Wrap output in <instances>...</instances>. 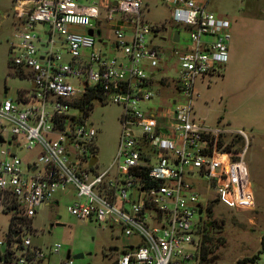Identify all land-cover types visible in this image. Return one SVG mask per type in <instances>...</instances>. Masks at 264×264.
I'll use <instances>...</instances> for the list:
<instances>
[{
    "label": "built area",
    "instance_id": "built-area-1",
    "mask_svg": "<svg viewBox=\"0 0 264 264\" xmlns=\"http://www.w3.org/2000/svg\"><path fill=\"white\" fill-rule=\"evenodd\" d=\"M14 1L10 64L29 87L0 100V264H74L31 222L58 202L57 192L72 190L71 214L132 236L112 264H200L211 203L252 204L246 142L218 145L232 130L202 122L194 106L197 81L209 83L227 60L229 19L205 0H162L168 27L147 22L141 0ZM169 69L170 79L162 74ZM162 79L171 83L167 103L144 106L160 97ZM91 88L92 104L122 107L108 164L99 162L97 128L80 109ZM34 148L29 158L18 155ZM261 245L242 264H264V234Z\"/></svg>",
    "mask_w": 264,
    "mask_h": 264
},
{
    "label": "rangeland",
    "instance_id": "rangeland-1",
    "mask_svg": "<svg viewBox=\"0 0 264 264\" xmlns=\"http://www.w3.org/2000/svg\"><path fill=\"white\" fill-rule=\"evenodd\" d=\"M78 1L91 2V0ZM205 1L206 7L218 15L231 12L240 4L239 14L246 19L242 24L250 27L255 25V21L248 20L250 11L246 5L249 0ZM14 2V0H0V100L5 96L14 98L19 89L29 87V82L14 74L11 64L9 66V47L11 43L17 42L14 35ZM141 2L143 18L147 22L169 26L170 7L168 5L162 0H141ZM167 32L163 31L161 34L167 35ZM108 35L109 37L104 39H111V33ZM180 36L182 39L185 38L183 30L180 31ZM96 46L101 47L99 42ZM162 74L168 79L175 77L172 69L162 71ZM170 84L168 80L162 79L159 88L160 97L154 95L143 105H157L158 102L165 105L166 98L171 93ZM207 84L210 86L209 91L203 93L200 91L198 93L200 100L198 99L196 104L194 101L196 115L208 125L220 126L224 123L226 116H231V110L227 109L222 101L214 80ZM257 99L260 104L251 113L252 123L240 125L244 134L232 131L219 136L223 140L222 143L229 140L230 143L232 141L235 144L246 142L243 158L249 173L252 204L247 208L232 209L223 203L217 205L211 203L200 227L201 232L203 230L209 237L205 244L210 251L205 259H200V264H233L238 259L255 255L262 246L264 234V98ZM121 111V105L110 100L102 103L95 101L87 115V120L97 128L95 143L101 164H108L114 155L120 131ZM34 151L35 148L33 150L22 149L18 155L25 159L32 156ZM54 198H58L57 203L50 202V205L42 207L31 220L32 225L43 232L41 240L51 243L60 242L61 255H64L67 249L70 250L71 255L77 252L83 253L82 257L73 258L74 264H112V258L117 253L108 251V248L113 245L119 248L131 240L132 236L124 235L117 225L110 229L107 225L97 224L71 214L67 210V205L74 198L73 190L67 196L57 192ZM56 222L62 224H56ZM0 224L6 225L5 216H0ZM259 255L264 256V252L259 251ZM57 258V256L54 257L55 260Z\"/></svg>",
    "mask_w": 264,
    "mask_h": 264
},
{
    "label": "crops",
    "instance_id": "crops-1",
    "mask_svg": "<svg viewBox=\"0 0 264 264\" xmlns=\"http://www.w3.org/2000/svg\"><path fill=\"white\" fill-rule=\"evenodd\" d=\"M247 4L248 20L255 21L252 27L242 24L246 19L239 14L240 4L222 14L229 19L228 57L213 78L222 101L231 110L222 126L243 134L242 126L252 123L251 113L260 104L257 98H264V0H249ZM196 89L203 93L210 86L199 80ZM199 98L194 99L195 104Z\"/></svg>",
    "mask_w": 264,
    "mask_h": 264
},
{
    "label": "trees",
    "instance_id": "trees-1",
    "mask_svg": "<svg viewBox=\"0 0 264 264\" xmlns=\"http://www.w3.org/2000/svg\"><path fill=\"white\" fill-rule=\"evenodd\" d=\"M9 66H10V63H9ZM96 95H97V93L95 92L94 88L93 89L91 88L89 90V92L81 99L80 109L84 115L88 114V111L92 108L91 99ZM236 140L240 141V139H236ZM222 141H223L222 138L219 137L218 138V144L220 145L222 143ZM232 143H233L232 141H231V143L230 142L226 143L225 147L227 149H229L230 145H232ZM211 222L213 223V221H211ZM208 239H209L208 235L206 234V232H204L202 230L201 236H200V259H205L206 255L210 251V249H208V246L205 244ZM255 257H256V254L252 255L251 257H243V258L235 261L233 264H242L246 261L253 260Z\"/></svg>",
    "mask_w": 264,
    "mask_h": 264
},
{
    "label": "water",
    "instance_id": "water-1",
    "mask_svg": "<svg viewBox=\"0 0 264 264\" xmlns=\"http://www.w3.org/2000/svg\"><path fill=\"white\" fill-rule=\"evenodd\" d=\"M112 3L115 4V0H113ZM87 33H88V34H92V33H93L92 29H88V30H87ZM172 39H173V40H177V39H178V30H177V29H175V30L173 31ZM198 211L200 212V210H198ZM56 224H62V223H60V222H56ZM117 249H118V247L115 246V245H113V246H110V247L108 248V251H115V250H117ZM65 255H66V257L72 256L73 258H79V257H82V256H83V253H81V252H77V253H74V254L71 255L70 250L67 249Z\"/></svg>",
    "mask_w": 264,
    "mask_h": 264
},
{
    "label": "flooded vegetation",
    "instance_id": "flooded-vegetation-1",
    "mask_svg": "<svg viewBox=\"0 0 264 264\" xmlns=\"http://www.w3.org/2000/svg\"><path fill=\"white\" fill-rule=\"evenodd\" d=\"M118 250H119V249H117V250H115V251H112V252H115V253H117V252H118Z\"/></svg>",
    "mask_w": 264,
    "mask_h": 264
}]
</instances>
